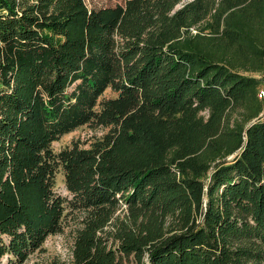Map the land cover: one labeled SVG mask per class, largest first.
Here are the masks:
<instances>
[{
    "label": "trees",
    "instance_id": "trees-1",
    "mask_svg": "<svg viewBox=\"0 0 264 264\" xmlns=\"http://www.w3.org/2000/svg\"><path fill=\"white\" fill-rule=\"evenodd\" d=\"M262 86L264 0H0V264L75 212L72 264H120L121 205L141 264H264Z\"/></svg>",
    "mask_w": 264,
    "mask_h": 264
},
{
    "label": "rangeland",
    "instance_id": "rangeland-1",
    "mask_svg": "<svg viewBox=\"0 0 264 264\" xmlns=\"http://www.w3.org/2000/svg\"><path fill=\"white\" fill-rule=\"evenodd\" d=\"M122 0H86L88 5H104L113 4L116 2H121ZM186 1V0H185ZM196 29L192 30L195 33ZM259 32V31H258ZM241 72L246 74H253V70H245L244 68H239ZM264 86L259 88L258 99L263 100ZM115 93L110 89H107L104 93L105 97L114 96ZM239 112L235 111L234 116H238ZM106 131L105 128L93 125H82L77 129L64 134L59 140L52 143L53 148L58 150L72 141H77L82 145L87 146L88 142L94 138L102 135ZM55 190L59 194L66 196L68 192L64 185V179L62 172L56 174V185ZM128 212L126 211V206L121 205L116 209L112 219L108 224L99 231V236L107 244V247L112 249L117 253L118 261L120 264H141L137 256L134 255H121L119 253L118 246L119 240H117L116 235L118 234V229L121 222L124 223L127 220ZM85 220V215L83 213L75 212L71 215H67L64 220L62 230L58 233L49 235L45 241L42 243L41 247L35 252L30 254L21 263H8L7 258H3L2 264H72L73 262V249L75 243V237L78 233V229L82 227V223ZM146 261V259H144ZM143 263V262H142Z\"/></svg>",
    "mask_w": 264,
    "mask_h": 264
},
{
    "label": "built area",
    "instance_id": "built-area-1",
    "mask_svg": "<svg viewBox=\"0 0 264 264\" xmlns=\"http://www.w3.org/2000/svg\"><path fill=\"white\" fill-rule=\"evenodd\" d=\"M262 94L264 95V92Z\"/></svg>",
    "mask_w": 264,
    "mask_h": 264
}]
</instances>
